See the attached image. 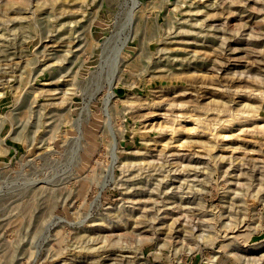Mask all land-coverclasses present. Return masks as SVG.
<instances>
[{
  "label": "rangeland",
  "instance_id": "1",
  "mask_svg": "<svg viewBox=\"0 0 264 264\" xmlns=\"http://www.w3.org/2000/svg\"><path fill=\"white\" fill-rule=\"evenodd\" d=\"M0 264H264V0H0Z\"/></svg>",
  "mask_w": 264,
  "mask_h": 264
},
{
  "label": "bare ground",
  "instance_id": "2",
  "mask_svg": "<svg viewBox=\"0 0 264 264\" xmlns=\"http://www.w3.org/2000/svg\"><path fill=\"white\" fill-rule=\"evenodd\" d=\"M248 171V170H247Z\"/></svg>",
  "mask_w": 264,
  "mask_h": 264
}]
</instances>
